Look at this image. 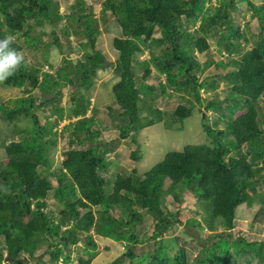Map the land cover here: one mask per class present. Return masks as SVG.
Returning <instances> with one entry per match:
<instances>
[{
	"label": "trees",
	"instance_id": "16d2710c",
	"mask_svg": "<svg viewBox=\"0 0 264 264\" xmlns=\"http://www.w3.org/2000/svg\"><path fill=\"white\" fill-rule=\"evenodd\" d=\"M237 1L103 3L104 22L107 23L106 13L110 11L122 30L121 36L114 39L119 79L112 86V93L119 105L118 138L130 139L138 146L131 153L132 159L142 158L138 135L144 128L157 121L166 126L184 121L195 115L197 107L201 110L205 106V111L215 112L213 125L207 116L201 117L209 139L206 143L170 150L141 175L136 169L129 173L115 171L109 153L110 147L117 148L119 140L103 138L102 127L96 124V111L88 114L87 92L95 83L97 70L107 68L109 62L97 49L101 29L95 7L77 0L63 28L70 47L72 32H82L89 39L81 43L86 51L82 57L74 61L65 56L62 65L50 72L44 71L42 65L29 63L24 55L21 68L1 81L5 86L32 93L25 100L19 99L14 108L2 106L9 120L28 118L32 126L17 129L23 134L22 140L3 143L6 160L0 163V264H92L98 248L92 230L123 243L130 259L128 264H264V240H249L233 232L243 205L258 203L255 221L264 223V7L249 1L261 27L252 42L246 32L248 24L242 26L233 16ZM61 18L58 0H0V39L18 35L12 47L19 51L24 49L20 37L36 49L44 44L48 50L52 43L62 48L56 31L52 42L40 34H30V20L43 19L54 24ZM199 20V27L191 29ZM210 33L220 35L217 44L228 55V62L213 58L201 62L200 54L210 49ZM147 51L149 57L143 58ZM234 53L240 57H233ZM46 60L45 64L54 69L55 64ZM211 65H231L235 69L205 75ZM222 80L229 85L224 99L203 97V89L216 91ZM69 87V115L77 119L59 131L56 126L66 116L61 99ZM36 89L39 95L34 93ZM174 93L180 96L174 108L164 110L155 105L160 94L172 97ZM39 109L41 112H37ZM54 115L57 118L53 124L49 118ZM67 131L71 147L65 151L61 167L52 171L58 181L54 185L44 173H51L50 151L56 146L58 135ZM28 132L31 138L24 137ZM187 189L194 192L203 209V220L192 217L187 223L210 231L193 259L184 249L171 255L165 241V234L181 221V209H166L165 202L172 197L181 203ZM51 191L64 205L58 215L47 209ZM117 208L119 215L113 214ZM143 211L154 217L151 235L138 233ZM81 236L86 247L75 263L71 247L79 244ZM45 240L49 242L48 261L42 255L35 256ZM151 241L153 250L137 252L139 244ZM25 253L28 257H23ZM112 264H120V259Z\"/></svg>",
	"mask_w": 264,
	"mask_h": 264
},
{
	"label": "rangeland",
	"instance_id": "374dc122",
	"mask_svg": "<svg viewBox=\"0 0 264 264\" xmlns=\"http://www.w3.org/2000/svg\"><path fill=\"white\" fill-rule=\"evenodd\" d=\"M60 2V14L62 18L56 23L52 24L46 22L43 19H33L30 20L33 28L30 32L31 36L42 35V38L45 41L52 42L55 38V31L58 32L62 44V48L52 43L50 48L47 50L44 44L40 45V49L30 47L24 37H20L19 43L24 46L23 55L28 58L29 63H34L36 65H42L45 71L54 72L57 67L61 66L63 63V58L67 56L70 59L76 61L78 58L82 57L86 52L85 49L81 48V43L87 42L89 39L84 35V33L75 34L71 33L69 38L71 40V47L68 43V38L64 34V27L68 24L69 19L67 16L71 14L73 8L72 6L76 3L77 0H58ZM89 6L93 5L95 7V14L97 15V20L99 21V27L101 33L97 41V49L101 50L108 62L107 68L98 69L97 75L94 77V85L87 92V98L90 99V112L89 115H96V124L102 127V137L106 140H111L117 138L119 140V129L118 125L120 124V118L118 117L119 105L116 102V99L112 93V86L119 79V74L116 69V61L118 58V51L114 48V39L115 37L121 36V26L117 20L111 15L110 11L106 13V18H108L107 23L104 22L102 17V6H104L105 0H84ZM215 1V0H214ZM254 5L263 6L264 0H238L237 8L233 10V16L241 23L242 26L248 24L246 32L251 38V41L256 39V35L261 31L259 24V19L255 15L254 10L251 8L250 2ZM66 15V16H65ZM65 16V17H64ZM201 21L199 20L191 29H197ZM27 29V27L25 28ZM160 32L156 33V36H159ZM18 35H15V37ZM219 36H213L211 33L208 36L210 42V49L200 54L201 62H205L209 58H213L216 61L223 60L228 62V55L218 46L217 40ZM25 41V42H24ZM47 55V56H46ZM235 58H239V54L234 53L232 55ZM149 57V52L144 55L143 58ZM55 64L54 69L45 64L46 61ZM44 63V64H43ZM234 66L219 68L215 65H211L206 71L205 75L225 73L229 70H234ZM151 82H155L152 80ZM229 85L223 80L219 88L216 91L211 90H202L203 97H208L211 99H224L225 94L228 91ZM65 94L61 99L62 106L66 108V116L64 119L58 123L56 129L60 131L62 127L70 121H75L76 117H70V110L72 106V101H70L69 91L70 87L65 89ZM216 92V94H215ZM37 95L40 94L38 89L35 90ZM32 93H26L23 88L20 87H8L2 84L0 81V163L6 160V153L3 147V143H7L11 140L20 141L23 139V134L18 132L17 129L20 128H30L32 126V121L28 118H21L19 120L11 121L8 118V115L2 109V106L5 105L9 109L14 108L17 105L19 99H26ZM180 101L179 93H174L172 97L168 95L160 94L156 106H160L162 109L167 110L174 108ZM61 105V104H60ZM199 106V105H197ZM109 107L115 108L109 110ZM196 109L195 115L193 114L189 118H186L184 121L178 120L173 122L171 126H166V123L163 121H157L154 125L144 128L138 135V145L142 151L141 160L135 161L131 158V153L133 150L137 149V145L132 143L130 139L119 140L117 148H111L109 153L111 160L114 162L115 171H121L122 173H129L133 169H136L140 175L148 171L153 165L160 162L166 152L170 150H183L185 146L194 143H206L208 141V136L204 131L202 126L201 117L207 116L211 125L214 124L213 117L215 112L212 110L205 111L204 108ZM51 106H48L47 109H51ZM43 109V108H42ZM41 112V109L37 110ZM205 112V113H204ZM44 116V113L42 117ZM56 115L51 116L49 121L51 123L56 122ZM45 121V119H43ZM100 128V127H98ZM101 129V128H100ZM62 132L61 134H63ZM70 131L64 133V135H58V141L56 146L50 151L51 159V173L45 172L47 176L54 185H57V178L52 171H56L62 165V160L65 158V151L68 147H71L69 143ZM26 138H31V132L25 134ZM50 137V136H47ZM72 147H76V144H73ZM2 169V166H0ZM43 166H39V169H42ZM183 201L181 203H176L172 197H168L165 202L166 209L175 211L178 208L181 209L180 223L176 227L171 228L169 232L165 234V241H167L168 252L171 255L176 254L180 250L184 249L187 251V255L193 259L199 249L201 248V241L207 239V234L210 233L208 229L200 230L195 228L193 225L188 224L187 221L189 218L202 219L203 209L200 204L197 202V196L193 191L187 189L183 192L182 195ZM48 210L54 211L56 215L59 214V211L64 208L63 203H61L56 196L54 191H51L47 197ZM259 209V204L256 203L251 207L241 206L238 211V220L236 222L233 232L235 235L242 234L246 236L249 240H264V223L256 222L255 215ZM98 207L93 209L95 217L99 216ZM144 213V220L138 226V233L140 236L145 234L151 235L154 230V217L151 214ZM113 214L119 215V209H115ZM221 230V226L218 227ZM93 234L98 248L96 251V256L94 257L92 264H112L116 259H120V264H128L129 257L125 255L126 249L124 244L115 241L110 238L103 237L98 235L93 230ZM84 236H81V241L77 245H72L73 257L75 263L78 262L76 259L78 254H82L83 250L86 247L85 241L83 240ZM151 242L145 243V245L139 244L137 246V252H140L144 249V252L153 250L151 248ZM49 242L47 240L41 243L40 248L36 251L35 256H43L44 260L48 261L50 259L49 253L47 252ZM149 249V250H148ZM28 257V254L25 253L23 257ZM83 256L88 257V254H83ZM250 259V256H249ZM21 260H24L21 258ZM7 261V260H5ZM22 264H28V262H23ZM60 264H62L60 262ZM241 264H249L247 261H241Z\"/></svg>",
	"mask_w": 264,
	"mask_h": 264
},
{
	"label": "clouds",
	"instance_id": "9594fccd",
	"mask_svg": "<svg viewBox=\"0 0 264 264\" xmlns=\"http://www.w3.org/2000/svg\"><path fill=\"white\" fill-rule=\"evenodd\" d=\"M14 42V35L0 39V81L13 76L24 63L23 52L12 47Z\"/></svg>",
	"mask_w": 264,
	"mask_h": 264
},
{
	"label": "bare ground",
	"instance_id": "6f19581e",
	"mask_svg": "<svg viewBox=\"0 0 264 264\" xmlns=\"http://www.w3.org/2000/svg\"><path fill=\"white\" fill-rule=\"evenodd\" d=\"M116 177V176H115Z\"/></svg>",
	"mask_w": 264,
	"mask_h": 264
}]
</instances>
